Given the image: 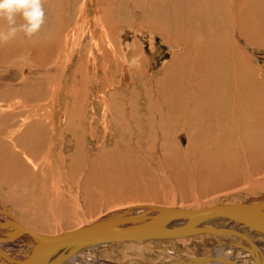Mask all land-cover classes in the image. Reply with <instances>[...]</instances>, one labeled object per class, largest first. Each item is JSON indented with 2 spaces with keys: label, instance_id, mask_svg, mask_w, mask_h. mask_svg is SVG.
<instances>
[{
  "label": "rangeland",
  "instance_id": "rangeland-1",
  "mask_svg": "<svg viewBox=\"0 0 264 264\" xmlns=\"http://www.w3.org/2000/svg\"><path fill=\"white\" fill-rule=\"evenodd\" d=\"M102 1L106 4L102 5L103 8L105 11L108 10V17L110 16L107 20L110 23L108 34L103 39L105 43L102 48V43L87 32V25H84V28L81 27L78 32L75 47L71 52L70 48L63 46L65 29L64 22L61 21L71 15L76 21L88 0H44V23L38 32L29 37L23 31H19L14 38L7 42H0V132L4 128V134H2L6 135L7 128L16 126L17 124L13 125L12 122L19 121L24 109V114L29 112L35 116L41 115L36 120V124L29 125L27 131L20 134L24 136L27 146L29 145L28 147L36 152L31 154L37 156L35 155L34 158L30 155V158L32 156L33 159L42 161L40 163L42 173L38 168L33 178L45 176L47 180L41 186L31 187L33 181L29 180V183L23 185L22 180L18 179L17 183L12 184L15 187L11 188L18 192L15 197L23 193L25 185H28L26 186L28 190L24 189L27 196L21 195V198L19 195L18 198L22 199L21 201L14 197V202L11 199L14 192L10 190V185L4 186L3 192L0 190L1 210H6L11 219H17L30 228L29 230L56 233L71 230L75 226L77 228L80 225L82 227V225L95 223L106 216L124 212L127 210L125 207L127 201L132 202L131 200L139 206L147 203L166 206L172 203L174 207L180 208H195L209 204L258 203L264 200V172L255 175L261 180V189L252 192L248 183L241 182L246 169L252 173L251 170L256 171L257 167H264V116L260 115L259 119L251 117L249 120L239 116L238 119L242 120L241 125L236 127L233 120L237 118L229 116L225 111L219 114V110L223 112L226 109L223 104H220L219 88L232 86L235 89L233 73L240 74L241 83L246 78L245 81L250 86H264V0H253L254 5L250 3L251 0H246L252 11L251 17L247 14L249 10L247 13L245 11V14L252 19L249 25H252L253 29L251 30L247 22L241 20L239 27H236L237 31L230 25L231 22L233 23V16H230L227 0L216 2L201 0L202 12L196 8L189 10L193 0H149L148 2L143 0L140 9L134 8L133 4L127 0H117L120 7L116 0ZM50 2L56 5L51 7L48 5ZM219 6H222V9ZM62 7L65 8L63 11ZM173 8L176 11H173ZM154 9L158 12L155 13ZM125 14L129 17L132 15L133 18L132 16L126 18ZM61 15H63L62 19ZM221 17L226 21L225 24L219 23ZM153 18L156 23L153 22ZM156 18L161 22L159 23ZM75 21L69 24L74 26ZM21 23H23L22 18L17 16V24ZM7 27V21L0 18V30H6ZM240 30L243 33L252 34L250 44L244 39L241 43L237 41L235 37L243 36ZM228 32L230 45L225 40ZM233 33H236L235 37ZM231 36L232 40L238 43L237 53L231 44ZM98 43L99 46H97ZM32 45H38V48L28 49V46ZM178 45H181V48ZM26 46L27 49H24ZM228 55L231 56L228 57ZM234 55H236L237 63L234 62ZM68 56L70 59H67ZM179 57L182 59H178ZM65 59L67 63L64 62ZM33 60H41L46 67L40 70L36 66L38 63ZM242 60L246 61L242 63ZM229 63H232L231 67ZM56 64H61L58 65L61 68ZM221 66L222 68H219ZM224 73L227 74L224 75ZM194 75L196 78L193 77ZM107 79L113 81L110 83ZM57 80L60 81V85L55 84ZM194 92L196 98H193ZM255 92L257 93L258 90L256 89ZM213 94V103L206 102ZM184 105H188V109L192 107L199 109L204 105L205 110L212 113L213 105L219 106L216 115L207 114L201 117L197 113L199 121L191 122L186 128L188 123H184V118L188 114L177 116L174 111ZM10 106L14 107L10 109ZM6 108L11 115L4 113ZM252 108L257 111L264 108V99L255 95ZM38 110L40 113H36V111L39 112ZM190 112L192 115L195 114L193 109ZM260 119H262L261 123ZM54 121L56 124L54 134H60L62 137L60 140L57 138L54 140L55 147H52L48 154L50 143L48 139L52 131L50 126L54 124ZM39 122L44 124H38ZM60 122L62 126L65 125L63 130L60 129ZM104 127L107 128L104 129ZM192 130L197 131L195 139ZM2 134L0 133L2 145H0V163L7 160L9 165L11 160L21 156V151L20 148L15 150L10 147L7 138H2ZM190 136L191 139H189ZM22 140L21 137V142L24 143ZM24 149L26 153V147L22 150ZM28 166L22 163L12 167V170L9 167L7 169L10 170L0 168V178L8 174H18L16 177L20 178L19 173H33ZM25 175L24 180L27 179ZM23 199H27L29 203ZM64 199L67 201L65 204L72 207L63 209V212L62 207H66ZM34 200L36 202L42 200L39 217H37L39 213H33L28 209L29 204L33 207ZM70 200L72 204H76L71 205ZM61 202L63 206H60ZM36 204L39 210L40 206ZM56 209L61 210L62 213ZM53 210L59 214L53 213ZM227 222L229 221L225 218H217L208 223L225 224ZM250 229L248 228L245 232L251 233ZM239 230L244 231V228ZM210 235L197 234L156 240L158 247L149 246L150 243L141 246L124 242L96 246L83 248L73 256L78 260V264H180L173 262L176 258L182 259L183 262L187 257L191 259L208 257L213 252L216 253L217 247L223 245L224 239ZM260 235V240L264 241V234L260 233ZM254 237L257 239V236ZM237 253H241L242 261L248 257L246 251ZM72 261L75 262L73 258L68 262Z\"/></svg>",
  "mask_w": 264,
  "mask_h": 264
},
{
  "label": "bare ground",
  "instance_id": "bare-ground-1",
  "mask_svg": "<svg viewBox=\"0 0 264 264\" xmlns=\"http://www.w3.org/2000/svg\"><path fill=\"white\" fill-rule=\"evenodd\" d=\"M61 1V0H60ZM106 1V0H105ZM104 1V2H105ZM119 1V0H118ZM117 0H116V2H118ZM129 3H132L133 4V6H134V8H139V7H141L140 5H142L143 4V2L145 1H143V0H127ZM143 1V2H142ZM149 0H147V2H148ZM150 1H152V0H150ZM173 1V0H172ZM194 2H192V5H189V7H190V9L189 10H193V9H197V10H199V12H202L201 10H202V7L200 6V4H201V0H193ZM217 0H215V2H216ZM228 2H229V12H230V16H233V18H232V21H233V23L231 22V26L232 27H237L238 25H239V22H241V20L243 21V22H247V24L249 25L250 24V22L252 21V19H250V18H248V16H247V14L251 17V11H252V9H251V7L249 6V4L247 3V1L246 0H227ZM263 1V0H262ZM44 2V0H42V3ZM64 2H66V1H64ZM71 2V1H70ZM103 1L102 0H88V2L86 3V5H84L83 6V9H82V11H81V14L79 15V18L75 21V18H74V16L73 15H71L69 18H67V19H63L61 22L63 23L64 22V24H63V26H64V29H65V34H64V38H63V46H65V47H68V48H70V52H71V50H73L74 49V47H75V40H76V37H77V34H78V32H80V29H81V27L82 28H84L83 26L84 25H87V32L89 33H91L93 36H94V38H95V40H99L101 43H102V46H101V48L103 47V45H104V41H103V39H105L106 37H107V34H108V26H109V24L110 23H108L107 22V20L109 19V17H108V13H107V11L108 10H106L105 11V9L103 8V4L104 5H106L105 3H102ZM256 2V1H255ZM261 2V1H260ZM107 3V2H106ZM155 3H156V1H155ZM205 3V2H204ZM250 3H253V5H254V2H253V0H251L250 1ZM58 4H61V3H58ZM118 4H119V2H118ZM149 4V3H148ZM147 4V5H148ZM151 4V3H150ZM171 4V3H170ZM48 5H50L51 7H53L54 5H56V4H54V3H48ZM109 5V4H108ZM220 5V4H219ZM78 6V5H77ZM146 6V5H145ZM153 6V5H152ZM171 6V5H170ZM65 7V6H64ZM64 7H62L61 9H62V11H63V9H65ZM109 6H107V8H108ZM112 7V6H111ZM118 7H120V4L118 5ZM148 7H150V6H148ZM72 8V7H71ZM116 8V7H115ZM132 8V7H131ZM145 8V7H144ZM147 8V7H146ZM175 8V7H174ZM173 8V11H176L175 9ZM204 8V7H203ZM219 8H221L222 9V6L220 7L219 6ZM60 9V10H61ZM140 9V8H139ZM143 9V8H142ZM148 9V8H147ZM146 9V10H147ZM127 10V9H126ZM155 10V9H154ZM153 10V11H154ZM158 10V9H157ZM172 10V9H171ZM187 10V9H186ZM185 10V11H186ZM249 10V12L247 13V11ZM133 11V10H132ZM245 11H246V13L247 14H245ZM112 12V11H111ZM129 13H130V11H128ZM141 12V11H140ZM156 12H158V11H156L155 10V13ZM62 13V12H61ZM128 13V14H129ZM153 13V12H152ZM62 14H64V13H62ZM68 14V13H67ZM131 14V13H130ZM171 14H174V13H171ZM181 14V13H180ZM183 14V13H182ZM65 15V14H64ZM134 15V14H133ZM125 16H126V14H125ZM132 16V15H131ZM130 16V17H131ZM136 16H138V15H136ZM142 16V15H141ZM144 16H145V14H144ZM147 16V15H146ZM149 16H151V15H149ZM159 16V15H158ZM64 17H66V16H64ZM123 17V16H122ZM127 17H129V16H126V18ZM129 17V18H130ZM167 17V16H166ZM170 17V16H169ZM173 17V16H172ZM181 17V16H180ZM63 18V15H61V19ZM132 18H133V16H132ZM131 18V19H132ZM143 18V17H142ZM155 18V17H154ZM154 18H153V22H154ZM160 18V17H159ZM118 19V18H117ZM122 19V18H121ZM151 19H152V17H151ZM151 19H150V21H151ZM157 19V18H156ZM155 19V20H156ZM161 19V18H160ZM206 19H207V17H206ZM216 19V18H215ZM56 20H57V18H56ZM122 20H124V19H122ZM136 20V19H135ZM134 20V21H135ZM140 20V19H139ZM158 20V19H157ZM227 20H229V19H227ZM76 22L75 23V25L74 26H72V24H69V23H71V22ZM113 21V20H112ZM131 21V20H130ZM129 21V22H130ZM133 21V22H134ZM145 21V20H144ZM144 21H142V22H144ZM60 22V23H61ZM115 22V21H114ZM121 22V21H120ZM132 22V21H131ZM141 22V23H142ZM158 22L160 23L161 21H159L158 20ZM177 22V21H176ZM226 23V21L224 20V18H222L221 17V19H219V23ZM56 23H58V22H56ZM117 23V22H116ZM136 23V22H135ZM154 23H156V22H154ZM158 23V24H159ZM178 23H179V21H178ZM182 23V22H181ZM185 23V22H184ZM209 23V22H208ZM224 23V24H225ZM144 24V23H143ZM172 24H173V22H172ZM186 24V23H185ZM113 25H114V23H113ZM184 25V24H183ZM243 25H245V24H243ZM60 26V25H59ZM72 26V27H71ZM118 26H120V25H118ZM139 26V25H138ZM141 26V25H140ZM250 26V28H251V30L253 29V26L252 25H249ZM248 26V27H249ZM115 27V26H114ZM117 27V26H116ZM127 27V26H126ZM192 27V26H191ZM239 27V26H238ZM237 27V28H238ZM247 27V28H248ZM55 28V27H54ZM71 28V29H70ZM171 28V27H170ZM176 28V27H175ZM183 28V27H182ZM226 28V27H225ZM237 28H236V31H237ZM242 28V27H241ZM243 28H245V27H243ZM246 28V29H247ZM58 29V28H57ZM115 29H118V28H115ZM158 29H159V27H158ZM209 29H211V28H209ZM227 29V28H226ZM62 30H63V27H62ZM75 30V31H74ZM84 30V29H83ZM113 30V29H112ZM195 30H196V27H195ZM198 30V29H197ZM239 30V29H238ZM109 31H111V30H109ZM114 31H116V30H114ZM213 31V30H212ZM235 31V32H236ZM246 32L248 31V30H245ZM178 32V31H177ZM240 32H241V30H240ZM61 33V32H60ZM115 33V32H114ZM191 33V32H190ZM189 33V34H190ZM195 34V33H194ZM203 34V33H202ZM234 34L236 35V33H233V37H235L234 36ZM239 34V33H238ZM243 34V36L242 37H239V38H237V37H235L236 39H237V41L239 42V43H241V42H243V39H244V41L246 42V43H248V44H250V42H251V39H252V34H250V33H243V32H241V35ZM82 35V34H81ZM90 35V34H89ZM60 36V35H59ZM79 36V35H78ZM108 36H110V35H108ZM61 37H63V36H61ZM164 37V36H163ZM192 38L194 37V36H191ZM201 37H203V35L201 36ZM211 37V36H210ZM233 37L231 36V40L233 39ZM80 38V37H79ZM206 38V37H205ZM208 38V37H207ZM56 39V38H55ZM59 39V38H58ZM78 39V38H77ZM81 39V38H80ZM212 39V38H211ZM110 40V39H109ZM191 40H193V39H191ZM195 40V39H194ZM225 40H227V42L229 43V45H230V34H229V32L227 33V36H226V39ZM235 40V39H234ZM106 41H108V40H106ZM213 41V40H212ZM55 42V41H54ZM95 42V41H94ZM198 42H200L199 40H198ZM232 43V45L234 46L233 47V49H234V51L236 52V50L238 49V43L236 42V41H231ZM56 43V42H55ZM96 43V42H95ZM110 44V43H109ZM177 44V43H176ZM204 44H206V43H204ZM204 44H202V46H204ZM14 45V44H13ZM54 45V44H53ZM196 45V44H195ZM201 45V44H200ZM210 45V44H209ZM240 45V44H239ZM244 45V44H243ZM1 46V45H0ZM3 46V45H2ZM38 46V45H37ZM36 45H32L31 47L30 46H28V49L29 48H36L37 47ZM97 46H99V43L97 44ZM106 46V45H105ZM180 48H181V45H178ZM193 46V45H192ZM211 46V45H210ZM246 46H248V45H246ZM9 47H11L10 45H9ZM42 47V46H41ZM84 47H85V45H84ZM95 47V46H94ZM107 47V46H106ZM194 47V46H193ZM198 47V46H197ZM218 47V46H217ZM216 47V48H217ZM224 47V46H223ZM240 47H241V45H240ZM5 47H3V49H4ZM8 48V47H7ZM38 48V47H37ZM47 48V47H46ZM67 48V49H68ZM88 47H86V49H87ZM24 49H27V46H26V48H24ZM43 49H45V48H43ZM114 49V48H113ZM183 49V48H182ZM186 49V48H185ZM184 49V50H185ZM190 49V48H189ZM212 49V48H211ZM213 49H215V48H213ZM212 49V50H213ZM225 49H227V48H225ZM229 49V48H228ZM244 49V48H243ZM46 50V49H45ZM51 50V49H50ZM79 50V49H78ZM90 50V49H89ZM95 50V49H94ZM200 50V49H199ZM199 50H197V51H199ZM204 50H205V48H204ZM216 50V49H215ZM4 51H7V50H4ZM31 51V50H30ZM39 51V50H38ZM40 51H42V50H40ZM67 51H69V49L67 50ZM98 51V50H97ZM191 51V50H190ZM201 51V50H200ZM247 51V50H246ZM47 52H48V50H47ZM55 52V51H54ZM53 52V53H54ZM57 52V51H56ZM66 52V51H65ZM90 52V51H89ZM89 52H88V54H89ZM99 52V51H98ZM171 52V51H170ZM212 52V51H211ZM223 52V51H222ZM225 52V51H224ZM228 52V51H227ZM40 53V52H39ZM67 53V52H66ZM65 53V54H66ZM82 53V52H81ZM86 53V52H85ZM174 53V52H173ZM199 53V52H198ZM197 53V54H198ZM213 53V52H212ZM237 53V52H236ZM43 53H41V55H42ZM56 54V53H55ZM60 54V53H59ZM62 54V53H61ZM69 55H70V53H68ZM83 54V53H82ZM87 54V53H86ZM90 54L91 55H93V53L92 52H90ZM89 54V55H90ZM100 54L102 55V53L100 52ZM185 54H187V53H185ZM192 54V53H191ZM190 54V55H191ZM194 54V53H193ZM196 54V53H195ZM247 54V53H246ZM72 55H73V53H72ZM80 55V54H79ZM96 55V54H95ZM182 55V54H181ZM239 55H240V53H239ZM243 55V54H242ZM43 56V55H42ZM59 56V55H58ZM58 56H57V58H58ZM65 56V55H64ZM71 56V55H70ZM70 56H68L69 58H67V59H70ZM83 56V55H82ZM85 56V55H84ZM83 56V57H84ZM97 56V55H96ZM178 56V55H177ZM180 56V55H179ZM183 56V55H182ZM188 56V55H187ZM199 55H197V57H198ZM231 55H228V57H230ZM46 57V56H45ZM89 57V56H88ZM174 57V56H173ZM181 57V56H180ZM180 57L178 58V59H180ZM190 57V56H189ZM197 57H196V59H197ZM233 57V56H232ZM62 58H63V56H62ZM61 58V59H62ZM177 58V57H176ZM184 58V57H183ZM209 58V57H208ZM39 59V58H38ZM61 59H60V62L62 63L63 61H61ZM94 59V62H95V57L93 58ZM182 59V58H181ZM180 59V60H181ZM192 60H193V58H191ZM230 59V58H229ZM233 59H234V62L235 63H237L236 62V55H234V57H233ZM97 60V59H96ZM173 60H175V59H173ZM184 60V59H183ZM191 60V61H192ZM224 60H225V58H224ZM231 60V59H230ZM248 60V59H247ZM6 61V60H5ZM33 61H35V60H33ZM66 61V59L64 60V62ZM91 61H93V60H91ZM146 61V60H145ZM194 61V60H193ZM244 61H246V60H242V63L244 62ZM255 61V60H254ZM35 62H37L38 64H36V66L41 70L42 68H45L46 66V64L45 65H43V63L41 62V60H37V61H35ZM57 62V61H56ZM68 62V61H67ZM67 62H65V63H67ZM172 62V61H171ZM179 62V61H178ZM186 62V61H185ZM229 62H231V61H229ZM233 62V63H234ZM241 62V61H240ZM239 62V63H240ZM55 63V62H54ZM64 63V64H65ZM111 63V62H110ZM238 63V64H239ZM26 64V63H25ZM51 64H52V62H51ZM50 64V65H51ZM97 64V63H96ZM179 64V63H178ZM184 64V63H183ZM230 64V63H229ZM232 64V63H231ZM230 64V67L232 66ZM48 65V64H47ZM57 65V64H56ZM56 65H54L55 67H57L58 65H61V64H58L57 66ZM88 65V64H87ZM192 65V63L190 64V66ZM240 65V64H239ZM239 65L237 66V67H239ZM250 65V64H249ZM22 66V65H21ZM36 66H34L35 68H36ZM65 65H63V67H64ZM79 66V65H78ZM81 66V65H80ZM82 66H84L83 64H82ZM81 66V67H82ZM169 66V65H168ZM170 66H172V65H170ZM174 66V65H173ZM184 66V65H183ZM196 66H198V65H196ZM235 66H236V64H235ZM247 66V65H246ZM53 67V66H52ZM59 67V66H58ZM58 67L56 68V69H58ZM85 67V66H84ZM104 67V66H103ZM184 67H186V65L184 66ZM242 67V66H241ZM248 67V66H247ZM37 68V70L39 71V69ZM54 68V67H53ZM59 68H61V67H59ZM66 68V67H65ZM94 68H95V66H94ZM219 68H222V66L221 67H219ZM168 69V68H167ZM192 69V68H191ZM194 69V68H193ZM198 69V68H197ZM226 69V68H225ZM228 70H229V68H227ZM232 69V68H231ZM234 69V68H233ZM34 70H36V69H34ZM36 70V71H37ZM251 70V69H250ZM43 71V70H42ZM62 71V70H61ZM163 71H165V70H163ZM187 71V70H186ZM199 71V70H198ZM222 71V70H221ZM236 70L234 69V72H235ZM240 71V70H239ZM238 71V72H239ZM46 72H47V70H46ZM141 72V71H140ZM183 72V71H182ZM184 72H185V70H184ZM192 72V71H191ZM190 72V73H191ZM200 72V71H199ZM257 72V71H256ZM84 73H86V72H84ZM145 73V72H144ZM179 73V72H178ZM221 73V72H220ZM228 74H229V71L227 72ZM226 73V74H227ZM233 73V72H232ZM236 73H237V71H236ZM47 74V73H46ZM52 74V73H51ZM143 74V73H142ZM225 73H224V75H226ZM239 74V73H238ZM98 75V74H97ZM114 75V74H113ZM160 75H161V73H160ZM191 75H192V73L190 74V77H191ZM234 75V76H233ZM240 75V74H239ZM239 75H237V74H232V76H233V79H234V84L236 85L235 86V89H233V87L232 86H222L221 87V89L219 88V101H220V104H223L224 106H225V110H223V112L221 111V110H219V114H220V112L221 113H227L229 116H231V117H233V118H237V119H235V120H233V124L236 126V127H240V125H241V121L242 120H240V119H238L239 118V116L241 117V118H243V119H246V120H249L251 117H256V118H258L259 119V117H260V115L263 117L264 116V108H260L258 111L255 109V108H252V106L254 105V101H255V95H257V97L258 98H260V99H264V86H250V84L247 82V81H245V79H243L244 81H243V83H241L242 82V77L241 76H239ZM244 75V74H243ZM262 75V74H261ZM88 76V75H87ZM112 76V75H111ZM126 76V75H125ZM158 76V75H157ZM86 77V76H85ZM193 77H195V75L193 76ZM221 77V76H220ZM226 77V76H225ZM256 77V76H255ZM158 78V77H157ZM196 78V77H195ZM250 78V77H249ZM86 79V78H85ZM93 79H95L94 77H93ZM102 79V78H101ZM159 79V78H158ZM184 79V78H183ZM263 79V78H262ZM106 80V79H105ZM160 80V79H159ZM224 80H225V78H224ZM250 80V79H249ZM88 81H89V79H88ZM107 81H108V79H107ZM111 82L113 81V80H110ZM110 81H108V82H110ZM156 81H157V79H156ZM190 81H191V79H190ZM94 82V81H93ZM96 82V81H95ZM98 82V81H97ZM108 82H106V83H108ZM110 82V83H111ZM132 82V81H131ZM193 82H194V80H193ZM252 82V81H251ZM255 82V81H254ZM121 83V82H120ZM154 83V82H153ZM222 83H223V81H222ZM257 83V82H256ZM23 84V83H22ZM55 84H57V85H60L61 83H60V81L59 80H57L56 82H55ZM99 84V83H98ZM155 84V83H154ZM240 84H241V86H240ZM57 85H56V87H57ZM101 85H102V83H101ZM108 85V84H107ZM191 85H193V84H191ZM1 86V85H0ZM102 87H103V85H102ZM109 87V86H108ZM220 87V86H219ZM174 88H176V87H174ZM194 88V87H193ZM258 90V92L256 93L255 92V90ZM101 90V89H100ZM114 90V89H113ZM103 90H101V93H103L102 92ZM81 92V91H80ZM109 92V91H108ZM114 92V91H113ZM112 92V93H113ZM112 93H111V95H112ZM182 93H184V92H182ZM188 93V92H187ZM178 94V93H177ZM189 94V93H188ZM163 95V94H162ZM192 95V94H191ZM109 96V95H108ZM169 96V95H168ZM173 96V95H172ZM171 96V97H172ZM214 96V94L212 95V96H210V98H209V100L208 101H206V102H210L211 104L213 103V100H212V97ZM173 98V97H172ZM171 98V99H172ZM193 98H196V93L194 92L193 93ZM187 99H189L188 97H187ZM81 100V99H80ZM104 100V99H103ZM159 101V100H158ZM175 101V100H174ZM176 101H178V100H176ZM201 102V101H200ZM200 102H198V103H200ZM53 104V106L55 105L54 103H52ZM189 104V103H188ZM194 104V103H193ZM201 104V103H200ZM8 105V104H7ZM23 105V104H22ZM53 106H51L52 108H53ZM56 106V105H55ZM198 106V105H197ZM202 106V105H201ZM204 106V105H203ZM201 107V108H199V109H197V108H195V107H192V108H190V109H188L189 108V106L188 105H184V106H181V107H179V108H176L174 111L176 112V114H177V116H178V114H183L184 116H186L187 114H188V116L187 117H185L184 118V123H188L187 124V126H186V128L187 127H189L190 125V123L191 122H197V121H199V117L198 116H196L197 115V113H199L200 115H201V117H203L204 115H207V114H211V115H216L217 114V108H218V106L219 105H217L216 107H215V105H213L214 106V109H213V113H212V111H206L205 110V108L204 107ZM6 107V106H5ZM12 107H14V106H10L9 108L11 109ZM20 106H18V108H19ZM46 107V106H45ZM220 108H221V106H220ZM9 109V110H10ZM37 109V108H36ZM46 109V108H45ZM191 109H193V110H195V114L194 115H192L191 114V112H190V110ZM8 108H6L4 111V113H8L9 115H11L8 111ZM21 110H22V107H21ZM43 110V109H42ZM48 110V109H47ZM180 110H182V111H180ZM39 111V110H38ZM50 111V110H49ZM53 111V110H52ZM179 111H180V113H179ZM225 111V112H224ZM19 112H20V110H19ZM24 112H25V109H24ZM24 112H23V114L21 115V117L19 118V121L17 122V120H15L16 121V123H13L12 122V124L13 125H15V124H17L16 126H14V127H12V128H7V133H6V135H3L4 134V128H2V132H0L2 135H3V137L2 138H7L6 140L8 141V145L10 146V147H12L13 149H17V148H20V151H21V153H20V155L21 156H18V157H16L15 159H13V160H11L10 162H9V165H7V160L6 161H4V162H1L0 163V168L1 169H7L8 167L12 170V167H16L17 165H19V164H27V165H29L30 166V168L32 169V172L33 173H19V177L20 178H17L16 176L18 175V174H16V175H13V174H8L6 177H1V178H3L2 179V182H0V190L3 192V190H2V188L4 187V186H7V185H10L9 187H10V190H12L13 192H14V194L12 195L13 197L11 198L12 199V202H14L15 201V199H14V197L18 194V192H15L13 189H11L14 185H12V184H15V183H17V181H18V179H20V180H22V183H23V185L24 184H26V183H29L28 181L30 180V181H33V184L31 183V187L32 186H41V184H45L46 182H47V180H46V177L45 176H41L40 178L38 177V178H33L34 177V175H35V173H36V170L38 169V168H40V173H42V168H41V164L40 163H42V161L41 160H36V159H33L32 158V156L35 158V155L36 154H34V155H32L31 153L33 152V153H36L35 151H33V148H32V150L30 149V147H28L27 146V143H25L24 141V136H22L20 133H25L26 131H27V129H28V126L29 125H33V124H36V120L38 119V117H40L41 115H37V116H35V115H33V114H30L29 112H26L25 114H24ZM54 112V111H53ZM53 112H51V116L53 117ZM129 112V111H128ZM259 112V113H258ZM12 113V112H11ZM36 113H40V111L39 112H37L36 111ZM174 114V113H173ZM7 115V114H6ZM8 115V116H9ZM222 115V114H221ZM224 115V114H223ZM14 116H15V114H14ZM16 116H17V114H16ZM130 117H131V115H130ZM16 119H17V117H15ZM67 118V117H66ZM224 118V117H223ZM43 119V118H42ZM263 119V118H262ZM262 119H260L259 120V122L262 120ZM67 120V119H66ZM101 120H103V119H101ZM257 120V119H256ZM264 120V119H263ZM14 121V122H15ZM134 121V120H133ZM8 122V121H7ZM67 122V121H66ZM65 122V123H66ZM70 122V121H69ZM258 122V121H257ZM47 123V122H46ZM183 123V124H184ZM255 123H256V121H255ZM261 123V122H260ZM38 124H41V125H43L44 124V122L42 123V122H39ZM144 124V123H143ZM257 124V123H256ZM255 124V125H256ZM40 125V126H41ZM189 125V126H188ZM254 125V126H255ZM192 126H193V124H192ZM259 126H261L260 124H259ZM61 127V128H60ZM60 127H58V128H60L61 130H63L64 129V127H65V125H63L62 126V124H61V122H60ZM182 127L184 128V125H182ZM257 127V126H256ZM262 127V126H261ZM50 128L52 129V131H51V134H50V138L48 139V142H50L49 144H48V154H49V152H50V150L52 149V147L54 148L55 147V139L57 138V139H61V137H62V135H60V134H54L55 133V128H56V124H55V121H54V124L52 125V126H50ZM49 128V129H50ZM57 128V129H58ZM107 127H104V129H106ZM255 128V127H254ZM259 128V127H258ZM264 128V127H263ZM4 129V130H3ZM47 129V128H46ZM190 129V128H189ZM196 129V128H195ZM237 129V128H236ZM241 129V128H240ZM242 129H244V128H242ZM60 130V131H61ZM191 130V129H190ZM238 130V129H237ZM255 130H256V128H255ZM258 130V129H257ZM264 130V129H263ZM0 131H1V129H0ZM59 131V132H60ZM185 132V131H184ZM195 132H197L196 130H195ZM195 132H194V130H192V134L194 135L193 137H194V139H195V137H197L196 135H195ZM242 132H243V130H242ZM62 133V132H61ZM131 133V132H130ZM187 133H188V131H187ZM190 134H191V132H189ZM188 133V134H189ZM258 132H256V134H257ZM191 134V135H192ZM234 134V133H233ZM239 134V133H238ZM251 135V134H250ZM253 135V134H252ZM259 135V134H258ZM104 136V135H103ZM189 136V135H188ZM200 136V135H199ZM21 137H22V141L24 142V143H22L21 142ZM19 138V139H18ZM104 138V137H103ZM237 138H239V137H237ZM252 138V137H251ZM105 139V138H104ZM189 139H191V136H190V138ZM194 139H193V141H194ZM17 140H18V142H17ZM19 140H20V143H19ZM27 140V139H26ZM1 141V140H0ZM61 141H63V140H61ZM61 141L59 142L60 144H61ZM100 141V140H99ZM190 141V140H189ZM100 142H102V141H100ZM69 143V142H68ZM245 143V142H244ZM25 144V145H24ZM96 144V143H95ZM97 144H100L99 142H97ZM1 145V144H0ZM31 145V144H30ZM250 145V144H249ZM2 146V145H1ZM0 146V147H1ZM19 146V147H18ZM60 146H62V145H60ZM78 146V145H77ZM26 147V153L24 152L25 151V149L24 150H22L23 148H25ZM37 146H35V148H36ZM70 147V146H69ZM74 147V146H73ZM250 147V146H249ZM9 148V147H8ZM77 148V147H76ZM251 148V147H250ZM38 149V148H37ZM246 149V148H245ZM4 150H6V149H4ZM39 150V149H38ZM41 150L43 151V148H41ZM244 150V149H243ZM249 150V149H248ZM261 150V149H260ZM19 151V150H18ZM37 151V150H36ZM245 151V150H244ZM255 151V150H254ZM3 152V151H2ZM243 152V151H242ZM18 153V152H17ZM37 153H38V151H37ZM259 154V153H258ZM6 155V154H5ZM17 155V154H16ZM30 155H32L31 156V158H30ZM40 155V154H39ZM246 155V154H245ZM15 156V155H14ZM37 156V155H36ZM6 157V156H5ZM250 157V156H249ZM252 157V156H251ZM47 158V157H46ZM2 159V161H3V158H1ZM245 159V158H244ZM251 159V158H250ZM253 159V158H252ZM10 160V159H9ZM49 160V159H48ZM58 161H59V159H57ZM251 161H253V160H251ZM243 162V161H242ZM249 162V161H248ZM48 163H50V162H48ZM67 163V162H66ZM40 164V165H39ZM46 165V164H45ZM246 165V164H245ZM28 166V167H29ZM86 166V165H85ZM27 168V167H26ZM26 168H24V169H26ZM30 168H28V169H30ZM10 169H7V170H10ZM53 170V169H52ZM47 171V170H46ZM246 171V174L245 173H243L244 174V176L242 175V178L243 179H241L242 181L241 182H243V183H248V185H249V188H250V191H256L257 189H261L260 187H261V180L259 179V178H256L255 177V175H259L260 173H263L264 172V167L263 168H259V167H257V169H256V171H255V169L254 170H251L252 171V173L250 172V171H248V169H246L245 170ZM24 174H26L25 176H26V178L27 179H25L24 180ZM45 175V174H44ZM0 178V179H1ZM53 178V177H52ZM79 179V178H78ZM64 180V179H63ZM238 180H240L239 178H238ZM237 180V181H238ZM51 182V181H50ZM238 182H240V181H238ZM54 184V183H53ZM57 185V184H56ZM2 186V187H1ZM26 186H28V185H25L24 186V189L27 191L28 189H26L27 187ZM15 187V186H14ZM57 187V186H56ZM23 188V187H22ZM23 189V193H20L19 195H20V197H21V195H22V197L23 196H27V194H26V192H25V190ZM19 189H17V191H18ZM39 191V190H38ZM6 192V191H5ZM30 192V191H29ZM7 193V192H6ZM28 193V192H27ZM8 194V193H7ZM30 194V193H29ZM32 194H33V192H32ZM9 195V194H8ZM18 195V196H19ZM34 195V194H33ZM18 196L17 197H15L17 200H20V198H18ZM30 196V195H29ZM57 196V195H56ZM55 196V197H56ZM21 197V198H22ZM57 197H59V196H57ZM77 197V196H76ZM37 199V198H36ZM35 199V200H36ZM39 199V198H38ZM55 199V198H54ZM60 199V198H59ZM70 199V198H69ZM72 199V198H71ZM22 200V199H21ZM20 200V201H21ZM23 200H26V201H28L27 199H23ZM34 200V201H35ZM34 201H32V203H37L36 205H38L39 204V206H40V208H39V210L36 208V206H35V204H33V207L32 206H30V204H29V207H28V209H30V210H32L33 211V213H39L40 212V209L42 208V200L41 201H39V202H34ZM65 199H64V204H65ZM71 201V200H70ZM78 201V200H77ZM132 202H128L127 201V205L125 206L126 208H127V210H125L124 212H119V213H115V214H112V215H110V216H106V217H104L102 220H100V221H103V220H108V219H111V218H115V217H119V216H131V215H139V214H141V213H143V212H146L147 213V215H149V216H151V215H153V214H155V212H150L149 210L152 208V207H154V206H156V205H152V204H140V206H139V204H137V203H134V200H131ZM41 202V203H40ZM63 202H61L60 203V206L62 205H64L63 204ZM67 202V201H66ZM136 202V201H135ZM139 202V201H138ZM28 203H29V201H28ZM31 203V204H32ZM45 203V202H44ZM51 203V202H50ZM53 203H54V201H53ZM71 203V205H75L76 203H74V204H72L73 202L71 201L70 202ZM232 203V202H231ZM41 204V205H40ZM68 204V203H67ZM166 204V203H165ZM240 204H260L259 205V207H260V209L264 212V200H262V201H258V203H239V204H209V205H205V206H196L195 208H180V207H174V204H172V203H170V204H167L166 206H163V207H170V208H177V209H198V208H203V207H208V206H220V205H240ZM45 205H47V203H45ZM49 205V204H48ZM200 205V204H199ZM35 206V207H34ZM59 206V207H60ZM65 208H64V206L62 207V209L61 210H67V208L69 209V207H70V205H69V207L65 204ZM0 207H2V206H0ZM46 207V206H45ZM72 207V206H71ZM70 207V208H71ZM48 208V207H47ZM50 208V207H49ZM57 208V207H56ZM43 209H44V206H43ZM42 209V210H43ZM29 210V211H30ZM55 210V209H54ZM54 210H53V213H56L57 211L58 212H60V213H62V211L61 210H58V209H56L57 211H55L54 212ZM64 210H63V212H64ZM57 212V213H58ZM4 214V215H6V216H4L3 217V215L2 214ZM24 213H25V211H24ZM41 213V212H40ZM40 213H39V215L37 216V217H39L40 216ZM43 214V213H42ZM59 214V213H58ZM3 218H2V217ZM25 216V215H24ZM27 216V215H26ZM217 218H223V217H213V218H210V219H206L205 221H203L201 224H200V227H219V228H226V229H231V230H233V231H236V232H239V233H241V234H243V235H245V236H247L248 238H249V240L252 242V243H254V245H255V248H256V250H255V252H253V251H251L249 248H250V246H249V243L244 239V238H242L241 236H239V235H236V234H219V235H214L213 234V236H217L218 238H222V239H224V243H223V245L221 246H218L217 247V252L215 253V252H213V254L211 255V256H208L209 257V260L208 261H201V263L200 262H197V263H194V262H192L193 260H195V259H197V258H192L191 259V257H187V258H185L184 260H183V262H182V259H179V258H176L175 259V261L173 262V263H180V264H198V263H200V264H202L203 262H207V263H203V264H258V262H261V263H264V241H262V240H260V237H261V235H260V233H263V232H260V231H258V230H255V229H253V228H251V227H248V226H246V225H244V224H242V223H240V222H238V221H234V220H231V219H228V218H225V219H227L229 222H227V223H225V224H209L208 222L210 221V220H213V219H217ZM85 219V218H84ZM84 222V221H83ZM96 222V221H95ZM184 222H186V220L185 219H176V220H172L171 222H169V223H167V227H172V226H177V225H180V224H183ZM30 223V222H29ZM31 223H32V221H31ZM94 223V222H93ZM93 223H90V224H93ZM90 224H88V225H90ZM88 225H82V227H85V226H88ZM245 226V227H244ZM244 228V231H240L239 229L240 228ZM246 227H248V228H251L250 229V232L251 233H246L245 232V230H248V228H246ZM78 228H81V225H80V227H77L76 228V226H75V228H72L71 230H75V229H78ZM30 228H28L26 225H24V224H22V223H20L19 221H17V219L16 220H14V219H11L10 218V214L6 211V210H1V208H0V264H10L11 262H19V261H21V259H24L25 257H27L28 255H29V253H30V251H31V248H32V245H33V241L36 239V235L37 236H40V235H56V234H59V233H61V232H65V231H71L70 229L69 230H65V231H60V232H56V233H42V232H37V231H32V230H29ZM35 229V228H34ZM197 234H207V235H209V236H211L210 234H208V233H196V234H189V235H182V236H177V237H169V238H157V239H144V240H135V241H118V242H109V243H100V244H96V245H89V246H86V247H84V248H90V247H96V246H103V245H114V244H123V242L124 243H130V244H138V245H141L142 246V244H148V243H150L149 244V246H157V244L155 243V241L156 240H163V239H174V238H178V237H183V236H190V235H197ZM264 234V233H263ZM198 236H200V235H198ZM205 236V235H204ZM254 236H257V239L254 237ZM28 238H29V240H28ZM231 243L233 244V245H231ZM230 244V245H229ZM158 247V246H157ZM24 250V251H23ZM216 250V249H215ZM246 251V252H248V254H247V256L248 257H245L244 259H243V261H242V257L240 256V254L239 253H237V252H243V251ZM170 253V252H169ZM250 253V254H249ZM74 255H76V254H74ZM245 256V255H244ZM74 257L75 256H71V257H69L68 259H66L64 262H62V263H60V264H67V262L70 260V259H72L73 258V260H75V262H68V264H74V263H77V259H74ZM207 257V256H206ZM198 258H200V257H198ZM233 258V259H232ZM248 258V260L250 259L251 261H248V260H246ZM256 258L258 259V262H257V260H256ZM81 260V259H80ZM79 260V261H80ZM252 261H254V263L252 262ZM82 262V261H81ZM190 262H192V263H190ZM78 264V263H77ZM163 264V263H162Z\"/></svg>",
  "mask_w": 264,
  "mask_h": 264
},
{
  "label": "water",
  "instance_id": "water-1",
  "mask_svg": "<svg viewBox=\"0 0 264 264\" xmlns=\"http://www.w3.org/2000/svg\"><path fill=\"white\" fill-rule=\"evenodd\" d=\"M259 205H220L198 209L154 206L149 210L155 212L151 216L143 212L139 215L119 216L97 221L88 226L56 235H36L29 255L19 262H11L10 264H60L89 245L169 238L196 233L236 234L244 238L249 243V249L255 252V245L247 236L226 228L200 227V224L206 219L223 217L238 221L264 233V212ZM176 219H185L186 222L177 226H166L167 223ZM208 260L209 257H200L192 262L197 263ZM256 260L258 262L257 258ZM258 264L264 263L258 262Z\"/></svg>",
  "mask_w": 264,
  "mask_h": 264
},
{
  "label": "clouds",
  "instance_id": "clouds-1",
  "mask_svg": "<svg viewBox=\"0 0 264 264\" xmlns=\"http://www.w3.org/2000/svg\"><path fill=\"white\" fill-rule=\"evenodd\" d=\"M17 16L23 23L17 24ZM42 0H0V18L7 21V29L0 30V42L14 38L19 31L31 37L44 23Z\"/></svg>",
  "mask_w": 264,
  "mask_h": 264
}]
</instances>
